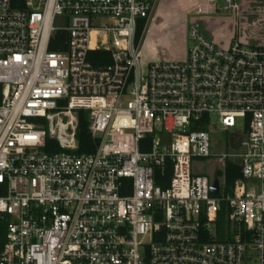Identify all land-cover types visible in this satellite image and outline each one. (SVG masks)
<instances>
[{"label":"built area","instance_id":"obj_1","mask_svg":"<svg viewBox=\"0 0 264 264\" xmlns=\"http://www.w3.org/2000/svg\"><path fill=\"white\" fill-rule=\"evenodd\" d=\"M161 1L0 0V264H264V45L237 20L224 47L195 22L184 60L147 61ZM57 32L67 49L51 52ZM218 129L233 152L214 151Z\"/></svg>","mask_w":264,"mask_h":264},{"label":"rangeland","instance_id":"obj_2","mask_svg":"<svg viewBox=\"0 0 264 264\" xmlns=\"http://www.w3.org/2000/svg\"><path fill=\"white\" fill-rule=\"evenodd\" d=\"M240 7L239 20L232 10L224 11L225 0H162L155 11L154 20L149 24L143 55L147 61H181L192 43L188 29L192 23L203 26L204 33L220 46H227L236 35L235 22L240 23L242 40L251 45H264V0H237ZM214 149L217 154L231 153L229 134L219 129L213 133ZM193 171L215 179L218 167L212 160L197 159Z\"/></svg>","mask_w":264,"mask_h":264},{"label":"trees","instance_id":"obj_3","mask_svg":"<svg viewBox=\"0 0 264 264\" xmlns=\"http://www.w3.org/2000/svg\"><path fill=\"white\" fill-rule=\"evenodd\" d=\"M15 4H21L22 0H14ZM144 22L139 23V28L137 32V40H140V38L143 35L144 31ZM67 42H68V35L65 32H57L51 41L49 50L51 52H62L67 49ZM89 61L92 63L95 67H101L105 65H109L111 62V57L108 52L105 51H96L92 52L89 55ZM79 118V126H78V132H77V139H78V153L82 154H92L96 151L100 140L93 138L91 132H90V123L88 119V112L87 111H79L78 114ZM49 151V150H48ZM241 168L238 164L234 163H228L226 167V186L227 191L231 192L236 181H238L241 178ZM170 178V171L167 174V180ZM223 222H220V225H222Z\"/></svg>","mask_w":264,"mask_h":264},{"label":"water","instance_id":"obj_4","mask_svg":"<svg viewBox=\"0 0 264 264\" xmlns=\"http://www.w3.org/2000/svg\"><path fill=\"white\" fill-rule=\"evenodd\" d=\"M211 193L214 195L219 194V182H218V180H216L214 183V186L211 187Z\"/></svg>","mask_w":264,"mask_h":264}]
</instances>
